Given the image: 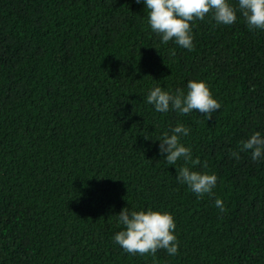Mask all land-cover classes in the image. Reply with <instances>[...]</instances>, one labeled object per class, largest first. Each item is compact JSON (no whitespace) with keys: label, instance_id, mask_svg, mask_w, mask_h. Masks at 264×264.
<instances>
[{"label":"trees","instance_id":"obj_1","mask_svg":"<svg viewBox=\"0 0 264 264\" xmlns=\"http://www.w3.org/2000/svg\"><path fill=\"white\" fill-rule=\"evenodd\" d=\"M192 32L191 51L161 45L136 0H0V264H264V161L238 151L264 134V31L207 15ZM190 79L220 102L211 118L146 103ZM178 120L211 196L157 150ZM124 207L171 213L178 254L125 253Z\"/></svg>","mask_w":264,"mask_h":264},{"label":"clouds","instance_id":"obj_2","mask_svg":"<svg viewBox=\"0 0 264 264\" xmlns=\"http://www.w3.org/2000/svg\"><path fill=\"white\" fill-rule=\"evenodd\" d=\"M146 12V24L151 33L159 38L161 45L175 43L191 51L194 47L192 22L203 21L207 15L216 25L230 26L236 23L238 15L249 30L264 31V0H136ZM145 101L157 113L175 112L178 116H188L199 112L207 118L221 108L220 102L213 96L208 84L201 79H190L184 89L174 92L159 85L147 91ZM190 128L177 121L168 130L157 137L158 152L164 157L167 166L174 169L178 161H183L176 174V181L194 193L198 198L213 195L217 176L207 171H197L200 164L193 159L189 146L182 142L188 136ZM239 152H250L253 162L264 161V134L251 133L239 144ZM238 151L231 156L239 159ZM207 168V164L201 165ZM214 205L220 212L226 211L223 200L215 198ZM120 230L112 239L115 244L131 255H155L160 249L169 256H176L179 250L175 234L176 223L173 215L167 211L153 208L124 207L117 214Z\"/></svg>","mask_w":264,"mask_h":264}]
</instances>
